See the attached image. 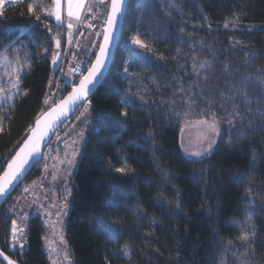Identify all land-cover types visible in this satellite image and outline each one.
<instances>
[{"label":"trees","instance_id":"1","mask_svg":"<svg viewBox=\"0 0 264 264\" xmlns=\"http://www.w3.org/2000/svg\"><path fill=\"white\" fill-rule=\"evenodd\" d=\"M53 1L23 0L0 17V59L25 64L19 96L0 109V164L42 114L58 76L52 54L68 36L46 14ZM90 107L65 226L73 264H264V0H130ZM211 119L222 129L217 148L189 158L183 123ZM41 175L39 163L24 182ZM21 186L1 208L0 248L18 264H50L38 215L27 222L25 247L11 248L7 204Z\"/></svg>","mask_w":264,"mask_h":264},{"label":"rangeland","instance_id":"2","mask_svg":"<svg viewBox=\"0 0 264 264\" xmlns=\"http://www.w3.org/2000/svg\"><path fill=\"white\" fill-rule=\"evenodd\" d=\"M21 3L23 0H0V17L8 8ZM109 5L110 0H89L86 5V8L89 6V13L83 14L77 25H72L71 29L61 25L68 36L63 48V63L66 60V65L63 71L59 72L61 76L59 80L52 84L53 87L46 99L48 104L44 103L41 113L50 109V105H55L52 103L53 99L57 103L67 93L64 87L65 76L73 69L75 62L83 56H91L95 59L93 53L98 52L97 45L101 44ZM82 20L91 26L81 27ZM24 68L25 64L21 59L17 61L8 54H4L0 59V109L13 103L19 96L20 80L17 78L21 76ZM53 92L60 93V97L50 95ZM213 124L215 128L211 127ZM92 128L91 107L85 104L54 136L40 163L42 175L33 181L22 183L18 192L7 204V209L15 215L17 229L13 236L11 224L12 249L20 250L25 247L27 222L30 217L38 215L47 231L45 249L49 263L73 264L65 238V226L72 205L74 177ZM221 134L220 124L213 119L187 120L183 123L181 131L183 151L189 158H194L191 153L204 152L214 142L208 154L210 155L217 148ZM20 229L23 231L21 232ZM20 243L23 247H20Z\"/></svg>","mask_w":264,"mask_h":264},{"label":"snow or ice","instance_id":"3","mask_svg":"<svg viewBox=\"0 0 264 264\" xmlns=\"http://www.w3.org/2000/svg\"><path fill=\"white\" fill-rule=\"evenodd\" d=\"M54 3L56 4V11L50 12L49 15H54L55 19L57 21H60L61 16L59 14V0H54ZM124 3H126V0H111V12L107 14L106 26L103 32V43L97 45V47L99 48L98 54L93 53V55L95 56L94 62L91 60L88 62L89 66L85 69L87 72V75H83V73H81V76L77 77V79H79V84L72 87L71 92L68 93L66 98H60L59 104H57L55 107H52L50 105L49 107L51 110L48 113H46V116L58 117L60 115H63L65 110L70 105L87 104L88 106H90V99H89L90 87L89 86L93 85L94 83L99 82L98 77L100 76L102 70L105 67V63L109 55V49L114 39V33L116 30V26L118 24L119 16L122 14V6ZM28 11L35 15L36 20L38 21L41 20L40 15L34 13L33 5L31 4L28 5ZM68 15L72 16L71 3H69ZM67 27L71 29L72 24L69 23ZM224 27L227 28L229 27V25L225 24ZM49 31H51V29H49ZM133 43L141 47L145 46L140 39H134ZM56 47L57 48L61 47L60 40H56ZM60 55L61 53L58 51L52 54L51 62L53 65L57 63V60L59 59ZM201 67H203V65H201ZM78 70H79V65H77L76 68L71 69L73 73H75ZM128 71H129L128 67H125L124 72L127 73ZM17 79L22 80L23 76H19ZM48 87L49 89H52L53 86L51 83H49ZM50 95L60 97L61 94L53 92V93H50ZM128 100H129V97H125L121 101L122 105L134 108L135 105H129ZM44 103L48 104V101L45 100ZM52 103L56 104L55 99H53ZM121 115L124 117H127L129 113L128 111H123ZM40 123H41L40 120L36 121L37 126H39ZM211 127L215 128V124L211 125ZM44 135H45L44 133H41L39 137H36L35 135L29 136L27 139L22 141L23 147H20V150L14 156H10L9 158H6L3 164H0V168H3L5 164L7 165V168H8V171H5L4 173V176L6 178L5 182L4 184H0V195H5L7 191L5 185L10 186L12 182L16 180L18 176L20 175V173L23 171L24 166L27 165L34 156L40 155L39 142L43 140ZM213 144H210L209 148L206 149L204 152H195V153H191V155L195 156L196 158H203L204 156L209 154V152L213 148ZM30 145L31 147H29ZM37 163L39 164L41 163V161H37ZM124 171H125L124 167H120L116 169V172H119V173H123ZM165 178L167 179V177ZM180 206L181 205L178 203L177 207L179 208ZM12 225H13V236H15L16 230H17L15 220L12 221ZM20 231L22 232L23 229H20ZM240 239L246 241L248 239V236L245 234L241 236ZM20 247H23L22 243H20ZM123 252H124V255L126 256L129 255L127 245L124 246ZM0 256H2L3 259L8 262V264H15V262L10 260L9 257L4 254L3 251H0Z\"/></svg>","mask_w":264,"mask_h":264},{"label":"water","instance_id":"4","mask_svg":"<svg viewBox=\"0 0 264 264\" xmlns=\"http://www.w3.org/2000/svg\"><path fill=\"white\" fill-rule=\"evenodd\" d=\"M129 1L130 0H126V3H124L123 6H122V14L119 16L118 24L116 26V30H115V33H114V39H113V41L111 43V46H110V49H109V55H108V58L106 60L105 67L102 70L100 76L98 77V81L99 82L98 83H94L93 85L89 86L90 87L89 99H91V97L102 86V84L106 80V78H107V76L109 74V71L111 69V66H112V64L114 62L115 55H116V52H117V49H118V46H119V43H120V40H121V37H122V32H123V28H124V24H125V20H126V15H127V9H128V5H129ZM110 12H111V0H110L109 12L108 13H110ZM101 43H103V37H102ZM59 52L61 53V55H60L59 59L57 60V63L55 65H53L54 77L58 74V72L60 70V67L62 65V62H63V58H64L63 48ZM98 52H99V49H98ZM98 52H97V54H98ZM86 75H87V73H86ZM71 90L69 92H71ZM69 92H67L64 96H62V98H66ZM57 104H59V101L52 107H55ZM82 106L83 105H79V104L70 105L65 110L64 114L60 115L58 117H56V116H51V117L46 116V113H48L51 110V109H48L47 111L43 112L36 119V121L37 120L41 121L40 125L37 126L36 121H35L33 123L32 127L30 128V130L28 131V134L25 137V139H27L29 136H32V135H35L36 137H39L41 133L45 134L43 140L39 142L40 155L39 156H34L30 160V162L27 165L24 166L23 171L20 173L18 178L12 182V184L10 186L5 185L7 191H6L5 195H0V211H1V208L4 205V203L6 202V200L25 181V179L28 177V175L30 174L32 169L36 166V164H38L37 161H41L43 159L44 154H45L48 146L50 145L51 141L53 140L54 136L56 135V133L61 129V127L64 124H66L75 115L76 111ZM20 147H23V143L20 144V146L17 148V150L15 151L13 156L20 150ZM29 147H31V145ZM5 171H8L7 165H6L5 169H4V171L0 175V184H4V182H5V179H6L5 176H4ZM0 251H3V250L0 248ZM4 254L7 255L10 260L14 261L15 264H18L8 254H6L5 252H4ZM1 262H3L4 264H8V262L5 261L2 256H0V264H2Z\"/></svg>","mask_w":264,"mask_h":264},{"label":"crops","instance_id":"5","mask_svg":"<svg viewBox=\"0 0 264 264\" xmlns=\"http://www.w3.org/2000/svg\"><path fill=\"white\" fill-rule=\"evenodd\" d=\"M89 0H59V14L61 20L57 21L54 15H49L50 12L56 11V4L53 1V4L46 10L49 17L53 18L56 22V25L67 26L69 23L72 25H77L80 18L83 16L86 11L89 12V6L86 8V5ZM69 3H71L72 16L68 15L69 12Z\"/></svg>","mask_w":264,"mask_h":264},{"label":"built area","instance_id":"6","mask_svg":"<svg viewBox=\"0 0 264 264\" xmlns=\"http://www.w3.org/2000/svg\"><path fill=\"white\" fill-rule=\"evenodd\" d=\"M89 12L86 11V13L84 14H88ZM87 26H91L90 24H87L86 21L82 20L81 21V27L83 28H88ZM93 28L95 26H92ZM94 61V57H91V56H83L81 59L77 60L74 64V67L73 68H76L77 65H79V70L76 71L75 73H73L71 70L70 73H68L66 76H65V81H64V87L66 89H69L71 90L73 86H76L78 83H79V79H77V77H80L81 76V73H83V75H86V68L89 66L88 62L89 61ZM65 65H66V60L64 61V63H62L61 65V68L59 70V72H62L63 71V68H65ZM61 76H59V73H58V76L56 78V80H59ZM64 80V76L62 78ZM55 80V82H56Z\"/></svg>","mask_w":264,"mask_h":264},{"label":"flooded vegetation","instance_id":"7","mask_svg":"<svg viewBox=\"0 0 264 264\" xmlns=\"http://www.w3.org/2000/svg\"><path fill=\"white\" fill-rule=\"evenodd\" d=\"M2 264H4L3 262H1Z\"/></svg>","mask_w":264,"mask_h":264}]
</instances>
